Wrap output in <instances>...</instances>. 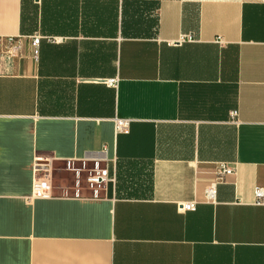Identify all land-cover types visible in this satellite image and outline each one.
<instances>
[{"label": "crops", "instance_id": "1", "mask_svg": "<svg viewBox=\"0 0 264 264\" xmlns=\"http://www.w3.org/2000/svg\"><path fill=\"white\" fill-rule=\"evenodd\" d=\"M257 187L264 0H0V264H264Z\"/></svg>", "mask_w": 264, "mask_h": 264}, {"label": "built area", "instance_id": "2", "mask_svg": "<svg viewBox=\"0 0 264 264\" xmlns=\"http://www.w3.org/2000/svg\"><path fill=\"white\" fill-rule=\"evenodd\" d=\"M41 36L36 35L32 39V44L35 48V53H37L38 45L41 41ZM188 40H193L192 36L187 37ZM218 41H222V39L219 37L217 39ZM118 79H111L109 80V84L113 86H117ZM236 114V112H235ZM116 128L118 131H128L130 127V120L129 119H123V118H116L115 119ZM43 166V165H41ZM70 166V165H69ZM44 170L45 173L40 174V171ZM36 171L38 173L37 179L34 184V191L33 194L36 196L41 197H48L52 195L53 190V184H52V175L50 172H47L48 169L46 168H40V164H36ZM216 172L219 174V176H225L228 174L234 173V169L231 168L227 163L219 162L216 165ZM87 181L90 183L94 195L99 194L98 190L101 189L104 185H107L111 181H113V178L110 175L109 167L108 166H102L99 162H95V164L89 169L88 171V177ZM255 203L257 205H264V187H257L255 189ZM217 197V186L215 183L211 184L209 187L205 190V199L209 202H215ZM178 209L180 211H187V210H195L196 206L194 202H187V203H179Z\"/></svg>", "mask_w": 264, "mask_h": 264}, {"label": "rangeland", "instance_id": "3", "mask_svg": "<svg viewBox=\"0 0 264 264\" xmlns=\"http://www.w3.org/2000/svg\"><path fill=\"white\" fill-rule=\"evenodd\" d=\"M38 163L40 164V168L48 169L47 172L51 173L52 178L54 179V181L56 183H58L57 181H59L60 177L68 178V179H70L71 182H74V176L76 175V173L78 171H82L84 178H86V177H88L89 169H91V167H92L91 163L87 164L86 166H83V164L80 162L72 164L70 166H68L67 163H56V162L53 163L48 158H45L41 161H38ZM41 165H44V166H41ZM43 173H45L44 170L40 171V174H43ZM84 183H85V181H84ZM55 185L56 184L54 183V186Z\"/></svg>", "mask_w": 264, "mask_h": 264}, {"label": "flooded vegetation", "instance_id": "4", "mask_svg": "<svg viewBox=\"0 0 264 264\" xmlns=\"http://www.w3.org/2000/svg\"><path fill=\"white\" fill-rule=\"evenodd\" d=\"M46 165V164H45ZM44 166V165H43Z\"/></svg>", "mask_w": 264, "mask_h": 264}]
</instances>
